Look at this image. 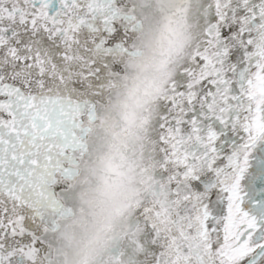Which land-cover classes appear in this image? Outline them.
Listing matches in <instances>:
<instances>
[{"label":"snow or ice","instance_id":"snow-or-ice-1","mask_svg":"<svg viewBox=\"0 0 264 264\" xmlns=\"http://www.w3.org/2000/svg\"><path fill=\"white\" fill-rule=\"evenodd\" d=\"M0 264H264V0H0Z\"/></svg>","mask_w":264,"mask_h":264}]
</instances>
